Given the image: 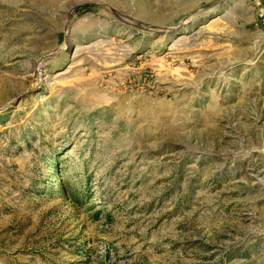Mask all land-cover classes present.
Segmentation results:
<instances>
[{
	"label": "rangeland",
	"instance_id": "374dc122",
	"mask_svg": "<svg viewBox=\"0 0 264 264\" xmlns=\"http://www.w3.org/2000/svg\"><path fill=\"white\" fill-rule=\"evenodd\" d=\"M0 264H264V0H0Z\"/></svg>",
	"mask_w": 264,
	"mask_h": 264
}]
</instances>
